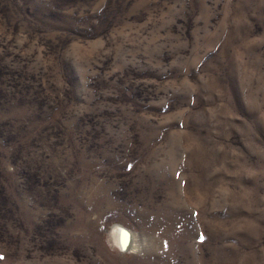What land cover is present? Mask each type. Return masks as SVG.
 <instances>
[{"label": "rangeland", "instance_id": "obj_1", "mask_svg": "<svg viewBox=\"0 0 264 264\" xmlns=\"http://www.w3.org/2000/svg\"><path fill=\"white\" fill-rule=\"evenodd\" d=\"M0 264H264V0H0Z\"/></svg>", "mask_w": 264, "mask_h": 264}, {"label": "bare ground", "instance_id": "obj_2", "mask_svg": "<svg viewBox=\"0 0 264 264\" xmlns=\"http://www.w3.org/2000/svg\"><path fill=\"white\" fill-rule=\"evenodd\" d=\"M111 236L114 242L123 248V250L135 248V237L133 235L132 240L129 242L128 234L122 226L118 223L114 224L111 229Z\"/></svg>", "mask_w": 264, "mask_h": 264}, {"label": "snow or ice", "instance_id": "obj_3", "mask_svg": "<svg viewBox=\"0 0 264 264\" xmlns=\"http://www.w3.org/2000/svg\"><path fill=\"white\" fill-rule=\"evenodd\" d=\"M201 239H203V237H201Z\"/></svg>", "mask_w": 264, "mask_h": 264}]
</instances>
